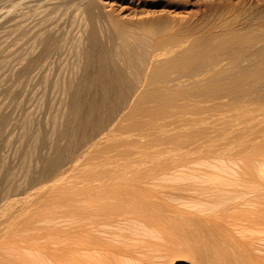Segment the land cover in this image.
Returning a JSON list of instances; mask_svg holds the SVG:
<instances>
[{
    "label": "bare ground",
    "instance_id": "6f19581e",
    "mask_svg": "<svg viewBox=\"0 0 264 264\" xmlns=\"http://www.w3.org/2000/svg\"><path fill=\"white\" fill-rule=\"evenodd\" d=\"M124 1L80 0L36 187L0 211V264H264V0ZM198 2L177 26L167 14Z\"/></svg>",
    "mask_w": 264,
    "mask_h": 264
},
{
    "label": "rangeland",
    "instance_id": "374dc122",
    "mask_svg": "<svg viewBox=\"0 0 264 264\" xmlns=\"http://www.w3.org/2000/svg\"><path fill=\"white\" fill-rule=\"evenodd\" d=\"M38 1L0 0V121L2 120L3 122V129L0 134V140L3 138L0 141V211L3 208V205H5L9 200H12L16 197H21V194L25 196L31 191V189H33L32 187H36V185H26L27 182L30 181H28L27 179V177L29 178L30 176L26 175L27 170L29 169L26 170V168L31 169L35 165L34 163L35 161H37V159H34L35 156L37 158L39 156H43L48 152V149L50 147L49 142H51V140H49L51 138V136H49L51 135L49 130L50 124H52L51 121L55 119V115L57 117L60 115L59 113L61 108H59L58 106H61L60 104L62 102V99L60 98L63 97L60 96L62 95L61 93L63 89L61 88V86L63 85V81L68 77V75L72 74L71 70L73 71L74 69L72 66L73 63L72 65L70 64L75 59V55H73V52H75L74 50L76 49L77 37L79 36L78 34L81 31V28L78 30V28L82 25L80 0ZM47 3L52 4L49 6L47 5ZM198 3L199 4L188 6H177L176 8L173 7L172 10L167 14L177 26L179 22L180 24L185 22V20H187V16H190L191 14L195 15L197 13L201 14L202 11L205 10H202L204 6L201 4V2ZM46 5L48 6L47 8L45 7ZM123 6L130 7L131 11L134 9L133 5L128 3V0L122 2V7ZM156 9L160 8H147L146 10L139 12L133 11L132 14L134 17L132 16V18L134 20H141L152 17L158 13ZM42 10H44L45 12L43 13ZM199 14H197L196 17ZM47 27H51V29H48ZM41 32L42 34L38 35V37H41L43 34L45 35L47 33H51L53 35L56 34V40H59L57 41L58 47H56V50L51 52L52 55L50 54L51 56L49 55L47 57L48 59L44 60L48 63V65L46 63L45 66L43 61L41 62L43 64H40V66L32 68V70L29 71L30 73H22L20 71V64H23V61L21 59H24L25 51L27 53L26 56L28 57V52L33 48V46H37L36 44H34L37 42L34 41H36L38 38H36V35ZM73 43H75L74 46ZM72 47L75 49L73 50ZM21 55H23V58L20 57ZM18 56L20 58H18L19 60L16 58ZM26 56L25 58H27ZM70 59L71 62L69 61ZM16 63H18L19 65ZM16 65L18 66L16 67ZM37 67H41L42 69L39 68L38 70ZM13 71L14 73H12ZM37 71H40L41 73H39L41 75H39ZM18 73L21 75H19ZM65 74L67 75V77L65 76ZM7 75L12 76L9 77ZM63 75L65 76L63 77L65 78L64 80L62 78ZM18 76L21 78H18ZM16 77L17 79H15ZM26 78L29 80H27ZM57 112L58 114H56ZM28 118H30V120H28ZM27 126L29 128H27ZM27 129H29L28 133L30 132V134L27 133L24 135V132ZM43 130H45V132ZM34 135L37 136L38 139ZM27 136L28 138H26ZM45 137L46 139L44 140ZM22 138L25 141L21 142V140H23ZM45 143H48L49 147L45 145ZM25 149L30 153L32 151V154L28 153L29 155H27V151ZM44 151L46 152L43 153ZM23 153L26 154V156H24ZM24 158L27 159L24 160ZM94 159L98 160L99 158ZM91 161L93 162V160ZM91 161H89L88 166H93L96 163V161H94L93 163ZM32 162H34V165L30 166V163ZM3 166H5V168ZM2 170L5 171V173L2 172ZM29 174H31V172ZM71 179H73V177H71ZM7 182H9L10 184L13 183L14 185H10ZM19 185L24 188H21ZM12 188L14 189V192H11L13 191ZM28 188L31 189L28 190ZM23 189H26L27 192ZM6 197L10 198L6 199ZM181 264H187V261L183 260Z\"/></svg>",
    "mask_w": 264,
    "mask_h": 264
}]
</instances>
